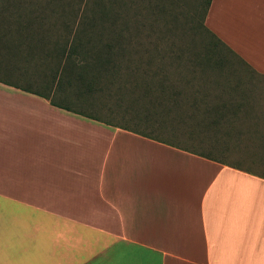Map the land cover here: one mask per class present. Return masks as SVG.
Returning <instances> with one entry per match:
<instances>
[{
  "label": "crops",
  "instance_id": "1",
  "mask_svg": "<svg viewBox=\"0 0 264 264\" xmlns=\"http://www.w3.org/2000/svg\"><path fill=\"white\" fill-rule=\"evenodd\" d=\"M205 24L255 73L208 125L249 110L264 137V0H211ZM178 146L0 82V264H264V171Z\"/></svg>",
  "mask_w": 264,
  "mask_h": 264
},
{
  "label": "trees",
  "instance_id": "2",
  "mask_svg": "<svg viewBox=\"0 0 264 264\" xmlns=\"http://www.w3.org/2000/svg\"><path fill=\"white\" fill-rule=\"evenodd\" d=\"M210 3L0 0V82L40 95L56 107L178 146L139 128L104 120L98 110L110 108L107 100L112 97L119 107L129 95L134 104L146 100L154 107V111L147 108L144 116L133 115L146 123L151 111L160 118L182 112L205 129L211 117L212 123L221 122L218 108L211 116L209 102L212 97L229 102L224 93L242 90L243 82L236 77L240 66L234 61H243L206 26ZM189 34L200 38L202 49L195 50L191 39L176 40ZM161 40L170 47L161 49ZM170 57L173 61L167 62ZM173 63L181 68L175 72L176 82L169 80L167 71ZM178 148L198 152L192 145Z\"/></svg>",
  "mask_w": 264,
  "mask_h": 264
},
{
  "label": "rangeland",
  "instance_id": "3",
  "mask_svg": "<svg viewBox=\"0 0 264 264\" xmlns=\"http://www.w3.org/2000/svg\"><path fill=\"white\" fill-rule=\"evenodd\" d=\"M182 18H179V23H182ZM158 28H162V24L160 23ZM173 37V33H170ZM193 41L195 46V50L200 48L202 49V46L200 45V38L199 37H191V34L185 36L184 38L176 39L178 43L183 42H189V40ZM193 39V40H192ZM164 41H160V48H167L170 47V45L163 44ZM158 43V42H157ZM191 47V46H189ZM175 48V47H174ZM176 49V48H175ZM168 61H173L172 57L167 59ZM236 65H240L238 61H234ZM171 64V63H170ZM180 63V67H181ZM173 66L171 65L167 68L168 73L170 74V81L176 82L178 81L177 76H175V72L180 68H178L177 63H173ZM181 70V68H180ZM255 73L251 72L250 70H247L245 67L240 66L239 72H236V77L239 76L240 79L243 81V83L250 85L254 87L255 86ZM14 87V86H13ZM16 88V87H15ZM19 89V88H18ZM184 94L189 95L190 91L187 87H183ZM21 90V89H20ZM212 95V94H211ZM197 97L199 98V93H197ZM133 100L129 97V95H125L122 100L120 101V106L117 107L114 102V97L107 100V104L110 106V108H103L98 110V115L102 117V119H109L110 121H113L112 123H121V124H127L131 127L139 128L142 131L150 132L155 136L172 140L176 142H180L182 144H195V148L202 151H211L214 154L224 155L228 157L227 159H233L235 161V164L237 166H241L243 168H248L255 171H264V158L261 159V157H257L256 155L262 154V151L264 150V137L262 136V133H256L248 131V129L253 128L251 127L254 123L255 116L249 115V110L246 112L243 110V113H245V118L241 121L239 112L236 113V121L237 122H231L228 125L220 124L217 125H208V127L205 129L204 127L197 126L195 123L197 121L196 118L193 120L186 118L185 114L175 113L171 112V114L164 115L163 117H159L158 115L152 114L151 111L149 114V118L147 120L148 123L143 122V120H140L138 117L133 118V115L136 116L135 113H138L139 116L145 115V110L149 107H153L151 104H149L146 100H141L138 103L131 102ZM210 101L212 104L218 103L217 100L212 97ZM107 105V106H108ZM134 109H137L135 111ZM154 111V107L152 108ZM156 109V108H155ZM160 109V108H159ZM159 109H156V111H159ZM232 109V108H230ZM229 109V110H230ZM160 112V111H159ZM215 113V112H214ZM216 114V113H215ZM232 114V113H231ZM138 116V115H137ZM104 119V120H105ZM212 124V123H211ZM199 127V128H198ZM226 129H231L225 130ZM219 130V132L216 131ZM239 129L241 132L237 133V130ZM242 129V130H241ZM235 130V132H233ZM194 143V144H193ZM135 152L140 153L139 148L135 147ZM249 155L248 160L246 156ZM253 155V156H251ZM240 160H244L243 162ZM257 161V162H252ZM259 161V162H258Z\"/></svg>",
  "mask_w": 264,
  "mask_h": 264
}]
</instances>
